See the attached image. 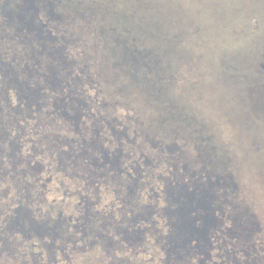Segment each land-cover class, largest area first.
I'll list each match as a JSON object with an SVG mask.
<instances>
[{"label": "trees", "instance_id": "trees-1", "mask_svg": "<svg viewBox=\"0 0 264 264\" xmlns=\"http://www.w3.org/2000/svg\"><path fill=\"white\" fill-rule=\"evenodd\" d=\"M93 3L98 9L113 8L110 0ZM53 46L48 44L64 57L54 60L46 75L33 58L7 67L0 57V83L15 105L12 118L16 124H30H14V136L0 147V171L15 193L7 220L14 231L26 232L27 219L35 220L28 233L47 261L57 253L68 259L63 244L69 242L70 253L122 249L146 255L144 264H224L225 259L220 263L212 254L235 250L218 245L217 239L231 243L242 237L229 216L227 186L204 169H189L161 141L145 144L148 150L140 152L136 166L127 167L125 148L140 139L137 115L109 98L87 63L65 56L72 48L68 41ZM113 109L125 113L124 122L109 116ZM153 152L169 157L164 174L152 173L160 166L149 154ZM31 184L44 199L47 193L60 195L39 217L31 208ZM141 197L142 202L137 200Z\"/></svg>", "mask_w": 264, "mask_h": 264}, {"label": "water", "instance_id": "water-1", "mask_svg": "<svg viewBox=\"0 0 264 264\" xmlns=\"http://www.w3.org/2000/svg\"><path fill=\"white\" fill-rule=\"evenodd\" d=\"M58 1L63 30L82 42L104 92L137 115L140 142L161 141L229 192L246 187V173L264 185V32H247L264 0H110V10ZM221 20L227 29L215 27ZM213 58L221 70L205 69ZM248 209H229L243 241L255 223Z\"/></svg>", "mask_w": 264, "mask_h": 264}, {"label": "rangeland", "instance_id": "rangeland-1", "mask_svg": "<svg viewBox=\"0 0 264 264\" xmlns=\"http://www.w3.org/2000/svg\"><path fill=\"white\" fill-rule=\"evenodd\" d=\"M1 1V0H0ZM74 1L76 3H79L80 0H70ZM79 1V2H78ZM90 1V0H88ZM95 1V0H91ZM102 1V0H101ZM16 2L20 5L22 2L20 0H16ZM36 2V1H35ZM47 1L42 0L41 2H36V6L38 7L37 12L35 13V19L34 21H39L43 24V31L41 34H44V37L47 38V40H44L45 45L50 44L51 46L58 45L62 39H64L65 30H63L62 22L61 21H53L50 16H48L45 11H43V5L46 4L44 7L47 9H50V6L46 3ZM53 6L55 7L56 11L60 13L64 12L65 10L61 6V3L58 0H48ZM44 3V4H43ZM34 11V10H33ZM248 25L250 26V29L247 30L249 38L252 39L253 32L259 29L258 31L264 32V14H261L258 18H251L248 21ZM219 29H227L226 24H223V21H218L217 26ZM214 28V27H213ZM25 31V28H22L21 31ZM15 32L17 35V39H22L20 35ZM14 34V35H15ZM45 39V38H44ZM42 40V39H41ZM65 40V39H64ZM47 41V42H46ZM261 41V40H259ZM77 42V43H76ZM250 41L246 44H249ZM263 43V41H262ZM244 44V45H246ZM72 47L71 49H68L65 51V56L68 58H79V56L82 55V42L80 39L76 38L75 42L72 41V44H70ZM238 45L236 43H233V46L228 49H233L237 47ZM56 47V46H53ZM227 49L226 47H223V50ZM220 60L213 58L212 61L207 64L205 63V69L207 71L210 70H221V65L218 64ZM88 68H90L89 64ZM214 65V66H213ZM82 66V65H81ZM84 68H86L84 66ZM87 68V69H88ZM236 66L230 65L229 67H226L225 72L230 73V71L235 70ZM237 71V70H236ZM15 105L13 104L12 100L10 99L9 95L4 94L0 98V147L2 148L4 143L7 142L9 135L14 136V127L13 125H17L18 127L22 128L24 125H30V124H22L21 121L15 123V119L12 118L10 115V112H12V108ZM90 109L88 110V112ZM110 117H120V119L124 122V116L125 113H122L121 110L113 109L110 110ZM93 113V110H92ZM135 114V113H134ZM5 127V131L3 130ZM228 127V125H226ZM232 131L229 128H226L224 131V134L227 137H231ZM133 132V131H132ZM131 132V133H132ZM8 133V134H6ZM130 133V134H131ZM6 137H8L6 139ZM177 143H180L178 146H183L182 142L177 141ZM138 144V145H137ZM135 147L133 148H125L126 152V161H128V164L126 166L129 168L135 167V162L139 160V156L142 151L148 150V148L145 146V144H148L146 142H140L137 143ZM144 144V146L142 145ZM22 154H25L23 151H21ZM152 152V151H151ZM154 153V155H153ZM149 153L152 156H154L158 166L155 169L152 170V173H154L156 176L158 174H164L166 169L165 167H169L170 165V159L168 156H164L162 153L159 152H153ZM146 154H148L146 152ZM21 155V154H20ZM139 155V156H138ZM22 156V155H21ZM40 158H42L40 156ZM39 158V159H40ZM135 161V162H134ZM133 164V166H132ZM135 165V166H134ZM0 165V169H1ZM21 166V164H20ZM177 167V166H176ZM183 169V168H182ZM197 170H201L203 168L198 167L195 168ZM189 170V169H188ZM0 264H33V259L37 260L39 264H112L113 262H119L121 261H127L128 264H144L143 259H146V255H142L139 253H135L133 251H124L122 249H116V251H113L110 253H107L105 251L100 250L99 248H91L86 253H78V252H71L72 243H68V246H65L62 241H60V244H63L64 247L68 248L69 258L63 257L60 253H57L56 255L53 254L51 260L47 261L44 254H41V251H43L40 248V244L32 239H24L23 235L20 234L19 231L14 230H7L6 224L8 217L10 216V212L12 208L16 205V203L13 201V195L15 194L13 192V185L11 184V181L9 177L5 176V172L0 171ZM252 177L250 178V176ZM246 173L244 175L246 182V187L240 188L237 193L236 192H229L228 194L231 196L232 204L231 206H238L243 205L247 206L249 208L248 210L252 213V217L255 220V223L250 227L249 229V239L247 241H243L239 238H236L232 242L224 241L222 238L217 239V243L220 246L228 247L231 245V248L234 247V252L232 254L230 253H224V251L220 254L219 251L214 252L213 258L215 261H219L222 263V261L225 259L226 262L224 264H264V185L261 182V178L255 175V173ZM249 177V180H248ZM250 179L253 180L252 182H255V184L250 185ZM157 181L154 183L156 184ZM34 183V182H33ZM33 186V193H32V199L33 203L31 204L32 211L34 212V215L36 217L41 216L42 209L46 208L48 205H53V200L59 199L60 195L57 192L47 193V199H44L39 193H36L35 185L31 184ZM139 197V196H138ZM110 199V197H107V201ZM137 199V198H136ZM140 202H142V197L138 198ZM49 201L50 203L46 202ZM126 209V208H125ZM136 210V209H134ZM116 211V210H115ZM44 212V211H43ZM113 212V210H112ZM126 213V212H124ZM35 220H32L31 218L25 223L27 228L32 225H34ZM246 224V223H245ZM218 230V229H217ZM235 230V226H234ZM43 243V242H42ZM44 244V243H43ZM59 245V244H58ZM9 248V249H8ZM245 250L247 252H245ZM221 251V250H220ZM67 253V254H68ZM125 259V260H124ZM191 258L188 259V262H191ZM47 261V263H46ZM205 264H211L210 261H206ZM214 264V263H213Z\"/></svg>", "mask_w": 264, "mask_h": 264}, {"label": "flooded vegetation", "instance_id": "flooded-vegetation-1", "mask_svg": "<svg viewBox=\"0 0 264 264\" xmlns=\"http://www.w3.org/2000/svg\"><path fill=\"white\" fill-rule=\"evenodd\" d=\"M22 3L19 5L16 0H1L0 1V57L5 61L7 67L13 65L17 66L18 62H24L25 58H33L34 61L39 64V68L42 72L40 74L46 75V72L50 71V64L55 60H62L64 57L61 56V53L54 48H49L47 38L44 37V34H41L43 31V24L41 22L34 21L35 13L38 11L36 2H41L42 0H20ZM36 1V2H35ZM46 3L50 6V9H47L44 4L43 11L50 16L53 21H61L60 13L56 11L53 4L48 2ZM34 10V11H33ZM36 20V19H35ZM22 28H25L27 35L19 34L22 39H17L16 31H21ZM64 39L72 44V41L75 42L77 37L70 36L65 31ZM15 34V35H14ZM45 38V39H44ZM42 39V40H41ZM44 40H47L46 45ZM77 43V42H76ZM41 47V49L39 48ZM46 49H49L47 52ZM35 52L33 56L32 53ZM82 55L79 58H76V61L79 63H84L85 54L84 49L82 50ZM88 64V63H87ZM8 79V78H6ZM1 83L3 85H1ZM0 83V98L5 94V86L3 81ZM4 90V93H3ZM12 116L13 113L10 112ZM6 229L11 231L17 229L14 223L7 222ZM31 230L29 226L26 229V232H21L24 239H30V234L28 233ZM9 249V248H8ZM33 264H39L37 260L33 259ZM47 263V262H46Z\"/></svg>", "mask_w": 264, "mask_h": 264}]
</instances>
